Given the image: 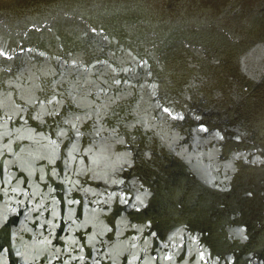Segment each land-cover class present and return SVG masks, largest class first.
<instances>
[{
  "label": "bare ground",
  "instance_id": "6f19581e",
  "mask_svg": "<svg viewBox=\"0 0 264 264\" xmlns=\"http://www.w3.org/2000/svg\"><path fill=\"white\" fill-rule=\"evenodd\" d=\"M172 2L0 0V264H264V0ZM75 142L107 169L83 256Z\"/></svg>",
  "mask_w": 264,
  "mask_h": 264
},
{
  "label": "water",
  "instance_id": "95a60500",
  "mask_svg": "<svg viewBox=\"0 0 264 264\" xmlns=\"http://www.w3.org/2000/svg\"><path fill=\"white\" fill-rule=\"evenodd\" d=\"M132 6H134V3L130 5V7ZM75 143L74 146L64 143L61 146V152L59 149V156L63 164L60 178L64 182V191L68 198V204H66L67 211L64 215L66 217V235L69 237L67 241L74 246L75 249L73 251L75 254H81L86 248L84 247L85 245H82L83 236L89 231L87 216L84 211L88 207L100 203L101 198H104L106 188L100 182H107L104 174L107 169L100 167L99 170H96L97 174H95L92 166L87 164L82 157L81 142L79 144L78 142ZM45 148H43V145L41 146V155L46 157L48 161L50 152L47 148L45 150ZM0 187L9 190L13 199L16 197V190L10 181L2 182ZM101 255L98 258L95 257V259L86 258L89 255L86 257L82 256L85 258V261L95 264H107L110 262V258L103 257L107 256L106 254L103 253V256ZM141 257V251L139 250L134 257V264H137L136 262H139V260L143 261Z\"/></svg>",
  "mask_w": 264,
  "mask_h": 264
},
{
  "label": "rangeland",
  "instance_id": "374dc122",
  "mask_svg": "<svg viewBox=\"0 0 264 264\" xmlns=\"http://www.w3.org/2000/svg\"><path fill=\"white\" fill-rule=\"evenodd\" d=\"M165 3H166L168 6H170V7L174 6L172 0H165ZM167 5H166V6H167ZM123 64H124V62H121V63L117 64V63H116V59H115V61H114V63H113V65L117 67V70H123V67H122Z\"/></svg>",
  "mask_w": 264,
  "mask_h": 264
},
{
  "label": "snow or ice",
  "instance_id": "6c2138e0",
  "mask_svg": "<svg viewBox=\"0 0 264 264\" xmlns=\"http://www.w3.org/2000/svg\"><path fill=\"white\" fill-rule=\"evenodd\" d=\"M167 111V109H165ZM169 115H172L171 113H169ZM175 118V117H174ZM246 238V237H245Z\"/></svg>",
  "mask_w": 264,
  "mask_h": 264
}]
</instances>
